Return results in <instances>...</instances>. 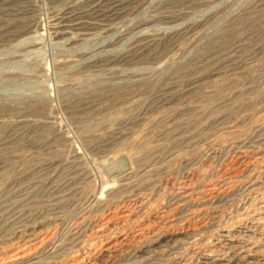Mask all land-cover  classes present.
I'll return each mask as SVG.
<instances>
[{
    "label": "rangeland",
    "instance_id": "1",
    "mask_svg": "<svg viewBox=\"0 0 264 264\" xmlns=\"http://www.w3.org/2000/svg\"><path fill=\"white\" fill-rule=\"evenodd\" d=\"M0 264H264V0H0Z\"/></svg>",
    "mask_w": 264,
    "mask_h": 264
},
{
    "label": "bare ground",
    "instance_id": "2",
    "mask_svg": "<svg viewBox=\"0 0 264 264\" xmlns=\"http://www.w3.org/2000/svg\"><path fill=\"white\" fill-rule=\"evenodd\" d=\"M119 162V161H118ZM104 190V189H103ZM248 211V210H247ZM123 212V211H122ZM127 212V211H126ZM123 213H125V212H123ZM117 214V213H116ZM251 216V215H250ZM258 216V215H257ZM257 218V217H256ZM243 254V253H242Z\"/></svg>",
    "mask_w": 264,
    "mask_h": 264
}]
</instances>
